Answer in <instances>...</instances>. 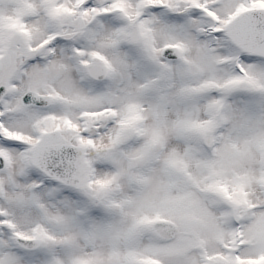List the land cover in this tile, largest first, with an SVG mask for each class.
I'll list each match as a JSON object with an SVG mask.
<instances>
[{
  "label": "snow or ice",
  "instance_id": "snow-or-ice-1",
  "mask_svg": "<svg viewBox=\"0 0 264 264\" xmlns=\"http://www.w3.org/2000/svg\"><path fill=\"white\" fill-rule=\"evenodd\" d=\"M0 264H264V0H0Z\"/></svg>",
  "mask_w": 264,
  "mask_h": 264
}]
</instances>
